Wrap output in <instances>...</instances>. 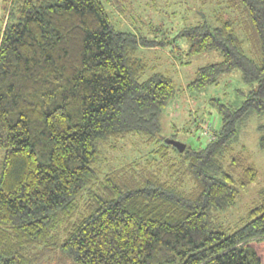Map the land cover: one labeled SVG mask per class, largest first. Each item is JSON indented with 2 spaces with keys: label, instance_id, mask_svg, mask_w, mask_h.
Returning a JSON list of instances; mask_svg holds the SVG:
<instances>
[{
  "label": "trees",
  "instance_id": "obj_1",
  "mask_svg": "<svg viewBox=\"0 0 264 264\" xmlns=\"http://www.w3.org/2000/svg\"><path fill=\"white\" fill-rule=\"evenodd\" d=\"M3 4L0 264H52L53 251L72 264H264V189L233 227L218 223L258 176L234 146L252 115L264 117V0H227L238 16L217 27L203 19L169 40L119 30L104 0ZM165 46L182 64L216 52L187 89L238 71L243 99L209 100L221 124L203 147L180 153L159 138L147 152L171 179L139 166L144 176L133 187V168L115 169L107 151L130 136L150 144L160 132L176 88L161 73L144 78L148 65L137 53ZM256 130L264 150V122ZM187 176L189 191L181 189Z\"/></svg>",
  "mask_w": 264,
  "mask_h": 264
},
{
  "label": "rangeland",
  "instance_id": "obj_2",
  "mask_svg": "<svg viewBox=\"0 0 264 264\" xmlns=\"http://www.w3.org/2000/svg\"><path fill=\"white\" fill-rule=\"evenodd\" d=\"M3 1L0 0V33L3 27L1 19L3 15H7ZM104 1L107 4L112 23L119 30H131L138 35L141 34L150 38L166 37L169 40L183 27L201 23L203 19L209 26L217 27L229 17L238 16V13L233 11L232 5L228 7L227 0ZM236 31L239 34L238 36L244 40V31L240 27H237ZM177 44L181 47V53L182 50L185 51L187 45L184 40H178ZM244 49L250 57L253 56V48L250 43L245 42ZM170 50V46L141 48L137 53L138 57L143 59L148 65V71L144 78L152 73H161L169 77L174 82L176 88L174 98L162 112L160 132L152 137L150 144H146L142 139H138L135 136H130L119 144L117 151H107L108 157H110L108 158V164H111L115 169H126L127 166L133 168L135 171L134 177H131L132 180L130 179L133 187L144 176L143 172H139V166L147 167L146 169L154 174L160 172L159 179L161 181L171 179L170 174L163 166L166 163L162 162L160 164L159 161L161 160L155 163L154 161L152 162L153 158L147 152L152 148L155 150L161 144L159 138L176 140L192 148L203 147L209 137L202 134V127L205 126V129L213 132L221 124L220 116L210 106L209 100L211 98H219L228 105L237 106L243 99L238 93L239 89L244 88L242 87L238 71L222 75L217 84L204 89L194 91L187 89V84L194 79L197 69L219 60L216 52L211 51L193 56L186 64H182V54L178 55L181 58L178 60ZM183 59L185 61V58ZM195 120L197 121L198 129L195 128ZM259 122H264V117L260 118L255 114L252 115L242 128L238 143L234 146V153H242L241 151H243L242 155L255 167L258 176L252 184L241 191L233 207L229 208L225 213L218 215V223L224 228L233 227L238 218L243 216L256 200L258 191L264 189V150L258 147V132L256 130ZM169 153L171 158L174 157L173 154L175 153L171 149ZM3 154V150L0 149V167ZM146 162L150 163L149 166H146ZM106 164L103 163L102 166H106ZM101 170H104V168L101 167ZM148 171L147 177L150 174ZM191 187H193L192 181L187 176L183 180L181 189L189 191ZM52 255L56 259L59 256L54 251ZM55 258L52 264H72L70 260L64 261L61 258L60 262ZM39 261L40 263H47L44 259H40Z\"/></svg>",
  "mask_w": 264,
  "mask_h": 264
},
{
  "label": "water",
  "instance_id": "obj_3",
  "mask_svg": "<svg viewBox=\"0 0 264 264\" xmlns=\"http://www.w3.org/2000/svg\"><path fill=\"white\" fill-rule=\"evenodd\" d=\"M166 143L176 148L180 153H182L186 148V145L184 143H181L176 140L167 139Z\"/></svg>",
  "mask_w": 264,
  "mask_h": 264
},
{
  "label": "built area",
  "instance_id": "obj_4",
  "mask_svg": "<svg viewBox=\"0 0 264 264\" xmlns=\"http://www.w3.org/2000/svg\"><path fill=\"white\" fill-rule=\"evenodd\" d=\"M203 128V135H205L206 137L208 136L209 137V139H207L208 141L207 142H209V141H211L212 139H213V136H212V132H211V130H209V129H205V126L204 127H202ZM207 130V131H206ZM206 131V132H205ZM207 134V135H206Z\"/></svg>",
  "mask_w": 264,
  "mask_h": 264
}]
</instances>
